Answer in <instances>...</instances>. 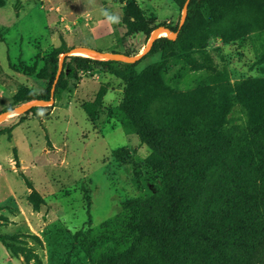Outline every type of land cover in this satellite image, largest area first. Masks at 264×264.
Returning a JSON list of instances; mask_svg holds the SVG:
<instances>
[{
    "label": "rangeland",
    "instance_id": "1",
    "mask_svg": "<svg viewBox=\"0 0 264 264\" xmlns=\"http://www.w3.org/2000/svg\"><path fill=\"white\" fill-rule=\"evenodd\" d=\"M126 2L0 0V112L45 89L41 76L54 53L88 46L137 54L161 24L178 28L181 8L173 0H133L143 17L140 28L152 30L148 37L141 30L130 33L135 25H128L133 19ZM228 34L233 37L224 41ZM173 41L167 52L139 60L140 79L130 83L67 59L76 75L64 76L51 106L0 124V234L15 235L17 250L39 259L26 261L0 241V264H105L109 254L132 244L145 260L163 264L153 244L137 241L130 230L128 201L150 197L157 179L144 166L151 150L121 107L129 86L154 93L148 107L154 124L175 117L187 142L216 131L227 143L223 161L203 172L200 194L188 206L206 224L198 256L209 253L223 191L233 188L226 166L252 181L251 158L264 148L262 135L248 129L252 99L264 98V14L239 4L213 22L203 12L184 23ZM133 168L141 172L138 182Z\"/></svg>",
    "mask_w": 264,
    "mask_h": 264
},
{
    "label": "trees",
    "instance_id": "2",
    "mask_svg": "<svg viewBox=\"0 0 264 264\" xmlns=\"http://www.w3.org/2000/svg\"><path fill=\"white\" fill-rule=\"evenodd\" d=\"M126 2L125 12L133 20H128L132 26L130 33L144 31L149 36L152 28H140L143 17L133 0H118ZM182 8L185 0H173ZM239 4H249L264 14V0H190L187 16L184 23L203 12L213 22L222 20ZM137 22V23H136ZM172 31L177 27L161 24ZM233 36L223 35L228 41ZM175 41L165 36L158 38L148 54L165 53L171 49ZM116 52V51H111ZM124 54L133 52L124 50ZM146 54V55H148ZM145 57V56H144ZM59 53H54L49 60L48 68L41 78L46 80L45 89L39 94L26 96L24 101L31 99L50 98V89L57 70ZM74 61L77 67L104 68L116 79L125 83L138 81L135 63L117 61H101L80 55L67 56L63 63V70L56 83L57 89L64 76L76 75V66L67 68L66 60ZM67 70V72H65ZM101 87L96 103L101 102L105 93ZM154 93L143 91L139 86L127 87L121 107L128 117L129 125L139 140L150 148L151 153L144 161L157 179L154 181V193L150 197L128 201L131 214V233L138 241H150L156 255L163 264H264V148L251 158V168L254 179L246 180L226 166V172L232 181L233 188L225 192L220 214L216 218L217 233L212 238L209 253L198 256V239L206 234L205 223L192 217L188 206L200 194L203 172L211 165L223 161L227 149L226 141L216 131L211 132L202 140H195L194 144L187 142L178 130L176 118H167L162 126L154 124L148 116V107ZM21 102V103H23ZM84 107V106H83ZM251 107L254 114L248 129L264 139V98H253ZM48 108V107H47ZM33 107L27 113H33ZM90 117L91 112L86 110ZM118 155V150L114 151ZM146 164V165H145ZM138 168L132 169V176L138 182L141 172ZM28 200L34 204L33 197ZM82 235H80L81 237ZM37 241L38 238L33 236ZM1 243L13 254L23 253L26 261H39L36 254H29L26 250H17L15 235L0 234ZM87 252L90 251L89 241L82 239ZM198 261L195 263V261ZM105 264H156L154 259H146L138 252L137 245L123 247L120 252L111 253L103 260Z\"/></svg>",
    "mask_w": 264,
    "mask_h": 264
},
{
    "label": "water",
    "instance_id": "3",
    "mask_svg": "<svg viewBox=\"0 0 264 264\" xmlns=\"http://www.w3.org/2000/svg\"><path fill=\"white\" fill-rule=\"evenodd\" d=\"M189 1L190 0H185L181 8V14H180V19L178 22L177 30L172 31L165 26L157 27L151 32L147 40L145 48L137 54L126 55L123 52L102 51V50L95 49L93 47H88V46H76V47L70 48L69 50L65 52H62L58 58L57 70H56L54 80L52 82V86L50 89V98L48 100L31 99L21 104H18L17 106L11 109L0 112V124L11 117L27 112L33 107H45V106H51L53 104L55 86L59 79L61 71L63 70V63L67 56L80 55V56H85V57H89V58L101 60V61H117V62H124V63H135L141 60L144 56H146V54H148V52L151 50L153 46V43L161 36H165L170 40H175L178 35V31L183 26L186 20Z\"/></svg>",
    "mask_w": 264,
    "mask_h": 264
},
{
    "label": "crops",
    "instance_id": "4",
    "mask_svg": "<svg viewBox=\"0 0 264 264\" xmlns=\"http://www.w3.org/2000/svg\"><path fill=\"white\" fill-rule=\"evenodd\" d=\"M103 51V50H102Z\"/></svg>",
    "mask_w": 264,
    "mask_h": 264
}]
</instances>
